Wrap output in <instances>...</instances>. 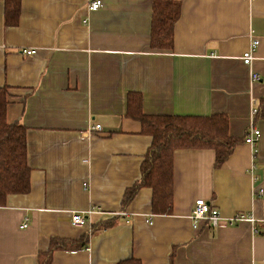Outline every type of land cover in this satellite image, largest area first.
Masks as SVG:
<instances>
[{
	"label": "crops",
	"instance_id": "1",
	"mask_svg": "<svg viewBox=\"0 0 264 264\" xmlns=\"http://www.w3.org/2000/svg\"><path fill=\"white\" fill-rule=\"evenodd\" d=\"M100 1L89 12L88 0H20L8 27L0 0L6 122L27 129L30 170L29 192L0 206V264H37L51 239L84 237L51 264H264V0H181L170 50L150 48L152 0ZM130 92L145 115L223 114L240 140L218 169L211 149L174 151L171 215L151 212L150 188L122 205L151 144L126 116ZM251 126L254 147L244 143ZM198 199L218 210L216 226L193 229ZM71 213L86 225L73 226Z\"/></svg>",
	"mask_w": 264,
	"mask_h": 264
},
{
	"label": "trees",
	"instance_id": "2",
	"mask_svg": "<svg viewBox=\"0 0 264 264\" xmlns=\"http://www.w3.org/2000/svg\"><path fill=\"white\" fill-rule=\"evenodd\" d=\"M181 0H152L150 48L170 50L173 47L174 25L179 17ZM4 24H18L20 0H3ZM8 91L0 87V206L8 195L29 192L30 170L26 163V128L7 124ZM139 93L127 95L126 116L141 125V133L151 137L140 165V177L124 194L122 205L131 201L141 188L152 190L151 212L171 215L173 210V154L177 149H211L215 153L214 168H220L240 140L228 133V119L223 114L210 116L145 115ZM256 113L264 110V100ZM108 225H103V228ZM86 244L85 237L77 241L53 238L47 251L40 252L37 264H51L55 251L74 250ZM117 264H141L126 259Z\"/></svg>",
	"mask_w": 264,
	"mask_h": 264
},
{
	"label": "built area",
	"instance_id": "3",
	"mask_svg": "<svg viewBox=\"0 0 264 264\" xmlns=\"http://www.w3.org/2000/svg\"><path fill=\"white\" fill-rule=\"evenodd\" d=\"M100 8H101L100 0H88L87 10L89 12H95L99 10ZM258 45H259L258 40H252L250 42L248 50H246L242 54V57H241L242 63L244 65H251L253 53L255 52ZM22 53L24 55H33L35 53V50L23 49ZM259 78H260L259 75L256 73H253L251 75V79L254 81H258ZM255 113H256V109H253L252 115H254ZM93 130L100 131V127L95 126ZM259 138H260V131L257 128H254L253 126H251L247 130L246 136L244 138V143L254 147L257 141L259 140ZM254 169L255 167L253 165L251 167V171H253ZM253 180L255 181L256 178H254ZM256 193L258 196H262L264 194V191L259 188ZM240 218H242V216ZM219 219H220V216H219L218 210L215 208H212L209 203H207L206 201L202 199H198L194 202V206L190 214V220H191L193 229H196L199 223L203 220L207 221L211 226H216ZM70 223L75 227H79V228L84 227L86 225V218L84 214L71 213ZM26 227H27V219H25L22 222L20 228L24 229Z\"/></svg>",
	"mask_w": 264,
	"mask_h": 264
}]
</instances>
